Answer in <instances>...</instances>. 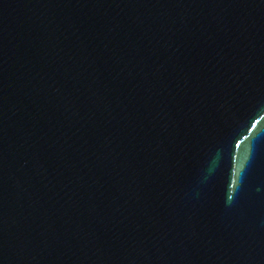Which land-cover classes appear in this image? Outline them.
<instances>
[{
	"label": "water",
	"instance_id": "obj_1",
	"mask_svg": "<svg viewBox=\"0 0 264 264\" xmlns=\"http://www.w3.org/2000/svg\"><path fill=\"white\" fill-rule=\"evenodd\" d=\"M0 264H264V0H37L0 63Z\"/></svg>",
	"mask_w": 264,
	"mask_h": 264
}]
</instances>
